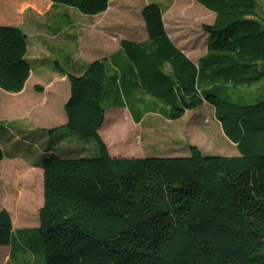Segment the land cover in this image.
<instances>
[{
    "label": "trees",
    "instance_id": "obj_1",
    "mask_svg": "<svg viewBox=\"0 0 264 264\" xmlns=\"http://www.w3.org/2000/svg\"><path fill=\"white\" fill-rule=\"evenodd\" d=\"M195 1L215 15L203 26L207 54L197 63L171 40L154 3L142 11L146 41H120L115 57L95 60L79 75L56 62L71 96L66 125L49 133L92 139L98 157L44 158L35 231L42 264H264V19L258 0ZM0 5V89L18 94L32 73L22 10L56 5L92 17L107 12L110 0ZM110 59L122 71L115 93L106 91ZM110 95L136 123L143 97L164 106L170 121L209 105L240 155L207 156L191 146L186 157L114 158L100 135ZM6 157L0 144V162ZM13 235L11 215L2 210L0 247L11 246Z\"/></svg>",
    "mask_w": 264,
    "mask_h": 264
},
{
    "label": "rangeland",
    "instance_id": "obj_2",
    "mask_svg": "<svg viewBox=\"0 0 264 264\" xmlns=\"http://www.w3.org/2000/svg\"><path fill=\"white\" fill-rule=\"evenodd\" d=\"M151 3L158 4L162 8L169 36L174 44L183 50L193 62L197 63L201 57L207 54V36L203 31V26L213 24L215 15L195 0H110L108 11L98 18L85 16L77 10L65 6L57 8L58 10L54 8L47 14H45L47 11L39 13L31 7H27L21 12L22 23L29 21L28 14L34 11L36 16L34 15L35 18L31 21L34 23V28L43 29L46 33L39 36L38 41L32 35L29 37V44L31 45L33 42L32 58L40 55L43 57L42 61H38V63L44 64L43 82L48 83L52 79L56 62L64 70L78 73L79 69L77 65L74 66V60H78L80 57L87 62H93L105 56L115 57L119 52L120 41L124 39L137 42L147 40L142 11L145 6ZM27 9H29L27 14H24ZM62 12L70 15L74 27L72 32L64 30L65 25L68 26V24L64 22L63 17L59 16L58 13ZM258 14L264 19V0H258ZM48 29L57 30L60 34L54 39L50 31L46 32ZM71 34L74 37L73 41L68 42L67 39L71 37ZM105 38L108 39L106 42L107 45L109 44L108 47L99 42ZM112 51L116 52L111 54ZM30 64L37 66L32 61ZM109 64L106 91L115 93V79L122 76V71L120 65L116 66L111 59ZM34 78L38 79V76H34ZM35 79L30 82L27 93L29 97L33 87L38 83ZM53 85L47 89L48 95L37 94V98L40 100L47 98L48 106L41 108L37 118H29L35 129L40 126L38 129L42 131L45 127L61 124L57 115L62 102L61 98H65V95L59 92L58 85L56 86L55 83ZM67 87V96L69 97V82ZM8 95L15 97V94L9 93ZM136 97L142 96L140 93H136ZM113 99V95H110L105 103L109 109L101 135L112 150L127 154L128 158L186 157L191 154V146L198 147L207 156L237 157L240 155L237 146L225 136L220 123L215 118L214 109L209 105H204L196 111H188L181 120L170 121L163 116L166 109L164 106L156 105L149 98L143 97L147 103L140 104L138 107V112L143 115V118L140 123H136L128 108L113 107ZM10 108L12 109L11 104L7 107L2 105L0 113L3 116L8 115L11 113ZM62 111L64 113L63 108ZM21 119L18 118V120ZM67 132L75 138L74 141L68 139L60 131L54 137L48 136L50 140L47 144L56 148L57 156L66 159L98 157V148L94 140H85L76 134ZM7 152L11 153L12 150L7 148ZM2 165L3 163H0V168ZM40 182L41 178L38 176L27 179L1 173L0 210H2L3 199L7 200V204L3 208L8 210L14 219L18 220L20 215H26L25 211L29 224L34 226L42 199ZM29 242L38 246L37 237L30 238ZM1 254L3 252L0 251V264H8V259L1 257ZM41 257H43L42 254L37 252L39 261Z\"/></svg>",
    "mask_w": 264,
    "mask_h": 264
},
{
    "label": "crops",
    "instance_id": "obj_3",
    "mask_svg": "<svg viewBox=\"0 0 264 264\" xmlns=\"http://www.w3.org/2000/svg\"><path fill=\"white\" fill-rule=\"evenodd\" d=\"M60 7L61 6L54 5L45 14L52 11L54 8L59 9ZM28 10L29 9H27L24 12V14H27ZM35 14L36 13L34 11H31V13L28 14V16L30 17V20L26 22L23 21L21 28L24 31V33L28 36V40H29L30 35H32L34 36L35 40L38 41L39 36H41L45 32L43 31V29L34 28V23L31 21H33L32 19L35 18L36 16ZM58 14L60 17H63L62 19L64 20V22L68 24V26L65 25L64 30L68 32L69 31L72 32L74 27H73V23H72V19L70 15H68L67 13L63 14V12L58 13ZM101 15L92 16L91 18H98ZM52 17H56V16H52ZM164 22H165V19H164ZM165 27H166V24H165ZM51 30L54 32H52ZM51 30L48 29L46 32L50 31L51 36L55 39V37L58 36L60 32L57 30H53V29ZM73 38L74 37L71 34V37L67 39V41L68 42L73 41ZM99 42L101 44H105V46L107 47L109 46V44L108 45L106 44V42H108L107 38H105L104 40H100ZM141 42H144V41H141ZM32 46H33V42L31 45L29 44V53H28L27 59L29 62L32 61L33 64L37 66L36 67L32 66V73H31V76L24 90L21 93L15 94V97H13L12 95H8L9 94L8 92L0 89V112H1L2 105H6V107L10 104L12 105V109L10 108L11 109L10 114L3 116L0 113V144L2 148L4 149V151L6 152V154L9 153L7 154L6 159L0 162V163H3L2 167L0 168V174L1 173L10 174L13 176L24 177L27 179H30L33 176H38L41 178V182L39 186H40L41 194H42L41 204H40V207L37 213V219H36L37 222L35 223L34 226H31L29 224V220L27 219V213L25 211L24 213L26 215L19 214L20 218L18 217L19 218L18 220L14 219V217L10 214L12 218L13 230H14L12 245L9 247H0V248H5V249H0V251L3 252V254H1V257L3 256V258L8 259V262H9L8 264H42L43 263L42 258L40 259V261L37 258V252L38 253L41 252L40 250L41 247H36L32 243L30 244L29 239L32 237H35V238L37 237L35 231L40 226L39 212L44 204V171L42 169V163L46 155L48 156L50 153H56L57 151L56 148H52L48 146L47 144L48 141L50 140L48 136L50 135L54 137L57 134V133H53V134L49 133V131L66 125L67 117H66L64 107L71 96V87H70L69 97L67 96V92H68L67 83L69 82L67 77H64L54 71L55 73L53 74L52 79H50V82L48 83L43 82V74H44L43 65L44 64L38 63V61L43 60V57L40 55V56H36L32 58L31 56ZM110 48H111V45H110ZM119 49H120V43H119L118 50ZM115 52L116 51H112L110 53L114 54ZM107 57L108 56H105L100 59H104ZM74 62H75L74 66L77 65V68L79 69V72L74 73V74H78V75L82 74L85 68L87 67V65L92 63V62H87V60L81 57L78 60H74ZM34 76H38V79H35ZM33 79H35L38 83L33 87L31 91V96L29 97L27 96V93L29 92L30 82H32ZM54 83L56 86L57 85L59 86V92L65 95V98H61L62 102L58 109V115H57L59 118V122L61 124L58 126H53V127H45L43 128L42 131L38 129L40 128V126H38L35 129L33 128L30 122L32 120L29 118H37L38 113L41 111V108L48 106L47 98L45 97L42 100H40L39 98H37V94L48 95L47 89ZM36 86L43 88V91L41 92L37 91L35 89ZM57 104L59 105L58 102ZM62 108L64 110V113L62 111ZM18 118H22V119L18 120ZM27 119H29L28 122H26ZM104 127H105V124L103 128L100 130V135L102 134ZM59 131L63 132L65 136H67L68 139L73 140V141L75 140V138L72 135H69V133H67L65 129H61ZM104 142L106 143L105 140ZM106 145L108 146L110 155L112 157L128 158L127 154L116 152L112 150L111 147L107 143ZM7 148H10L12 152L11 153L7 152ZM3 201L4 202L1 206V209L6 210L3 207L6 206L7 200L5 201L3 199Z\"/></svg>",
    "mask_w": 264,
    "mask_h": 264
}]
</instances>
